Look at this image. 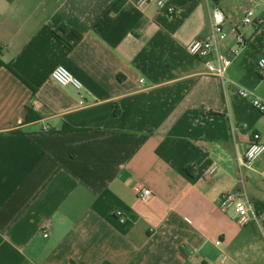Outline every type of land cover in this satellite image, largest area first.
<instances>
[{
	"label": "crops",
	"instance_id": "0c3cea01",
	"mask_svg": "<svg viewBox=\"0 0 264 264\" xmlns=\"http://www.w3.org/2000/svg\"><path fill=\"white\" fill-rule=\"evenodd\" d=\"M137 1L0 0V264H264L256 224L218 205L264 206V155L239 161L264 115L234 85L264 99V22L242 23L264 0H211L220 52L246 42L225 85L187 49L210 35L205 0Z\"/></svg>",
	"mask_w": 264,
	"mask_h": 264
},
{
	"label": "built area",
	"instance_id": "2783aa9c",
	"mask_svg": "<svg viewBox=\"0 0 264 264\" xmlns=\"http://www.w3.org/2000/svg\"><path fill=\"white\" fill-rule=\"evenodd\" d=\"M153 1H156L160 9H164L169 14L173 15L174 9L170 6V0H138L137 6L143 7ZM205 1L208 4L210 16V35L206 38L198 37L194 39L188 45L187 49L188 52L195 58L206 61L208 75L219 79L222 84L225 85L226 82H230L226 74L232 64V57L237 54L239 49L245 46L246 42L241 36H238L237 49L231 50L230 55L222 54L219 49V41L224 40L227 36L224 31L226 17L223 10L219 6H212L211 0ZM263 22L264 21L262 19H258L256 21V8H251L246 11L242 23L262 25ZM233 31L237 32V28H234ZM212 58L214 59L211 60ZM258 67L260 75L264 77V58L259 60ZM51 77L54 82L62 87L70 86L77 91H81L84 88L82 81L74 76L65 66H57L52 71ZM234 85L237 87V93L242 98L248 100L254 108L264 115V99L258 97L254 91L240 87L237 84ZM263 155L264 142L261 140V136L258 133H254L250 137L248 148L245 152L243 160L239 159L240 171L243 172L246 168H252ZM217 172L218 166L213 164L208 169L207 174L212 176ZM262 176L264 178V170L262 172ZM152 197L153 193L148 188L142 189L138 195V198L143 202L150 201ZM218 205L220 210L225 213L233 212L241 226L254 222L260 235L264 239V206L250 200L245 192L224 193L220 196ZM117 215L124 220L122 212H118ZM45 236L47 237L48 235L45 234Z\"/></svg>",
	"mask_w": 264,
	"mask_h": 264
},
{
	"label": "trees",
	"instance_id": "16d2710c",
	"mask_svg": "<svg viewBox=\"0 0 264 264\" xmlns=\"http://www.w3.org/2000/svg\"><path fill=\"white\" fill-rule=\"evenodd\" d=\"M59 39H60L64 44H66L65 41H64L62 38L59 37ZM69 47H70V46H69ZM72 130H74V129H72Z\"/></svg>",
	"mask_w": 264,
	"mask_h": 264
}]
</instances>
